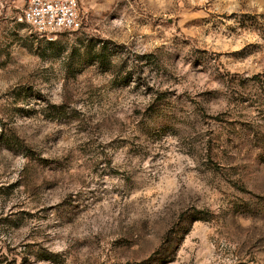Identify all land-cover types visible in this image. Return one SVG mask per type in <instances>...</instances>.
Returning <instances> with one entry per match:
<instances>
[{
    "label": "rangeland",
    "instance_id": "obj_1",
    "mask_svg": "<svg viewBox=\"0 0 264 264\" xmlns=\"http://www.w3.org/2000/svg\"><path fill=\"white\" fill-rule=\"evenodd\" d=\"M26 2L0 0V264H264V0H85L56 35Z\"/></svg>",
    "mask_w": 264,
    "mask_h": 264
},
{
    "label": "built area",
    "instance_id": "obj_2",
    "mask_svg": "<svg viewBox=\"0 0 264 264\" xmlns=\"http://www.w3.org/2000/svg\"><path fill=\"white\" fill-rule=\"evenodd\" d=\"M41 35L78 32L85 16L78 0H27L19 18Z\"/></svg>",
    "mask_w": 264,
    "mask_h": 264
},
{
    "label": "crops",
    "instance_id": "obj_3",
    "mask_svg": "<svg viewBox=\"0 0 264 264\" xmlns=\"http://www.w3.org/2000/svg\"><path fill=\"white\" fill-rule=\"evenodd\" d=\"M85 0H79V3L81 4V6L84 4ZM90 3V2H89Z\"/></svg>",
    "mask_w": 264,
    "mask_h": 264
}]
</instances>
